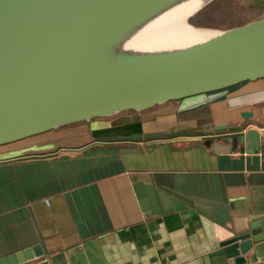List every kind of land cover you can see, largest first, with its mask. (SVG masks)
Here are the masks:
<instances>
[{
  "label": "crops",
  "instance_id": "0c3cea01",
  "mask_svg": "<svg viewBox=\"0 0 264 264\" xmlns=\"http://www.w3.org/2000/svg\"><path fill=\"white\" fill-rule=\"evenodd\" d=\"M263 128L258 78L0 145V258L211 264L264 207V138L243 136Z\"/></svg>",
  "mask_w": 264,
  "mask_h": 264
},
{
  "label": "water",
  "instance_id": "95a60500",
  "mask_svg": "<svg viewBox=\"0 0 264 264\" xmlns=\"http://www.w3.org/2000/svg\"><path fill=\"white\" fill-rule=\"evenodd\" d=\"M127 1L0 0V145L84 119L129 109L141 111L264 78L261 18L223 31L215 39L175 56L64 85L45 94L16 95L11 82L19 64L110 15ZM244 131L249 141L254 135L259 137L258 142L264 138V132L257 129ZM43 253L42 245L35 244L0 258V264H19ZM255 255L264 258V207L206 261L244 264Z\"/></svg>",
  "mask_w": 264,
  "mask_h": 264
},
{
  "label": "bare ground",
  "instance_id": "6f19581e",
  "mask_svg": "<svg viewBox=\"0 0 264 264\" xmlns=\"http://www.w3.org/2000/svg\"><path fill=\"white\" fill-rule=\"evenodd\" d=\"M207 1L128 0L19 64L11 87L18 96L45 94L209 42L222 32L202 34L187 23Z\"/></svg>",
  "mask_w": 264,
  "mask_h": 264
},
{
  "label": "trees",
  "instance_id": "16d2710c",
  "mask_svg": "<svg viewBox=\"0 0 264 264\" xmlns=\"http://www.w3.org/2000/svg\"><path fill=\"white\" fill-rule=\"evenodd\" d=\"M261 18H264V7H245L239 0H213L188 22L195 27H209V21H219L217 26L229 30Z\"/></svg>",
  "mask_w": 264,
  "mask_h": 264
},
{
  "label": "rangeland",
  "instance_id": "374dc122",
  "mask_svg": "<svg viewBox=\"0 0 264 264\" xmlns=\"http://www.w3.org/2000/svg\"><path fill=\"white\" fill-rule=\"evenodd\" d=\"M241 4H243V6L245 7H253V6H260V7H264V4L262 1L264 0H239ZM189 24V22H187ZM219 23V21H209V24L211 26H206V27H201V26H193L191 24H189L190 26H192L195 30L197 29L199 32H201L202 34H214L215 32L212 31H217V32H223L226 31L223 28H220L219 26H217ZM205 28V29H204ZM209 29V30H207ZM211 30V31H210Z\"/></svg>",
  "mask_w": 264,
  "mask_h": 264
},
{
  "label": "built area",
  "instance_id": "2783aa9c",
  "mask_svg": "<svg viewBox=\"0 0 264 264\" xmlns=\"http://www.w3.org/2000/svg\"><path fill=\"white\" fill-rule=\"evenodd\" d=\"M264 129V128H263ZM48 202H49V200H48Z\"/></svg>",
  "mask_w": 264,
  "mask_h": 264
}]
</instances>
